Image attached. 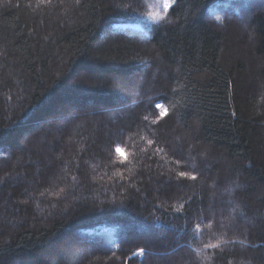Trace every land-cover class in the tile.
<instances>
[{
  "label": "trees",
  "instance_id": "1",
  "mask_svg": "<svg viewBox=\"0 0 264 264\" xmlns=\"http://www.w3.org/2000/svg\"><path fill=\"white\" fill-rule=\"evenodd\" d=\"M0 264H264V0H0Z\"/></svg>",
  "mask_w": 264,
  "mask_h": 264
},
{
  "label": "snow or ice",
  "instance_id": "2",
  "mask_svg": "<svg viewBox=\"0 0 264 264\" xmlns=\"http://www.w3.org/2000/svg\"><path fill=\"white\" fill-rule=\"evenodd\" d=\"M163 2H164V9H165V11H167V9L169 7H171V3L173 2V0H163ZM44 3L51 5V4L54 3V0H44ZM156 107L161 110V114L162 115H166L167 114V109H165L163 107V105L157 103L156 104ZM144 119L146 120L147 118L145 117ZM152 123L155 124L156 121H153ZM120 143H122V141H120ZM147 143L149 145H152L153 144V141L152 140H148ZM123 151L124 150L119 146V144H117V146L115 147V152L118 155L123 156ZM145 152H146V150H145ZM156 152L157 153H163L164 152V149L163 148H157L156 149ZM202 155H203V153H202ZM124 159H126V157H124ZM179 162L180 161L178 160L177 163H179ZM178 177L187 178V179H190L192 181H195L197 179V177L195 175H192L190 171H180L178 173ZM25 191H27V190L25 189ZM61 191H63V189ZM225 191L226 192H230L231 190L230 189H225ZM213 199H215V197H213ZM228 203L229 204H233L234 202L231 201V200H229ZM183 207L184 206L181 205V208H183ZM177 211H180V209H177ZM232 211H233L234 214H240V215H242V213L240 212V209H239V205H235L233 207ZM206 218L208 219L207 227L208 228H212L213 225H214V223H216L214 215L212 217H210V218H208V217H206ZM201 222H203V221H201ZM223 227H224V225L222 223L219 224V228H223ZM196 229H197L198 232L201 230L199 223L196 224ZM226 242L227 241H225V243ZM218 246H219L218 244H205V247L206 248H212V249L217 248ZM139 252L142 254L144 252V249L143 248H140L139 249Z\"/></svg>",
  "mask_w": 264,
  "mask_h": 264
},
{
  "label": "rangeland",
  "instance_id": "3",
  "mask_svg": "<svg viewBox=\"0 0 264 264\" xmlns=\"http://www.w3.org/2000/svg\"><path fill=\"white\" fill-rule=\"evenodd\" d=\"M250 14H246L243 16V19L241 20V23L244 25V24H247V21H248V18H249ZM145 232V231H144Z\"/></svg>",
  "mask_w": 264,
  "mask_h": 264
}]
</instances>
